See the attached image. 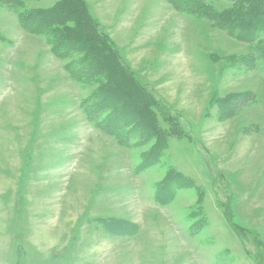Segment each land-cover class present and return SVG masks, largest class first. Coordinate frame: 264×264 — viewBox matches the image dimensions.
I'll use <instances>...</instances> for the list:
<instances>
[{"label":"rangeland","instance_id":"rangeland-1","mask_svg":"<svg viewBox=\"0 0 264 264\" xmlns=\"http://www.w3.org/2000/svg\"><path fill=\"white\" fill-rule=\"evenodd\" d=\"M58 9L52 28L76 42L79 23L99 58L112 52L105 65L118 58L117 86L131 87L146 126L104 132L120 106L107 78L104 90L84 80L98 69L78 66L79 50L58 54L46 27L23 25ZM253 56L166 0H0V264H264V71Z\"/></svg>","mask_w":264,"mask_h":264},{"label":"trees","instance_id":"trees-1","mask_svg":"<svg viewBox=\"0 0 264 264\" xmlns=\"http://www.w3.org/2000/svg\"><path fill=\"white\" fill-rule=\"evenodd\" d=\"M175 10L188 13L192 15H206L218 28L223 30L225 33H227L230 37L233 39H236L240 42L246 43L250 45L254 51V56L251 59L252 66L256 68H261L264 71V0H224L229 4V7L223 11L217 12L215 10H212L207 6L208 0H166ZM5 2V1H4ZM38 13L33 14V18H37L34 22V25L32 24L27 25L23 24L24 27L29 29L33 34L35 33H44L43 27H46V30L48 31V36L52 37L50 40L53 43V48L55 52L58 51L61 52V48L67 46V49H72L71 47H74L76 50H79V53L83 54L82 60L78 61V66L80 64L91 66V64L96 68L97 72L93 74L90 72V74L85 75V79H91L95 78L97 83L101 84L100 90H104V88H108L104 84L105 77L107 78L108 86L110 87L109 92L115 95H119L120 97L116 96L117 103L120 105L119 108L117 107V114L114 115V118H111V121L107 124H105L104 127L101 126V129L104 130V132L108 133L109 135L114 136L119 140L120 136L117 133L118 132V126H123L125 124H128L131 122H137L138 126H146V118H140L138 115L133 113L132 111L135 110L130 103L128 102L129 98V91L131 87L122 89L121 87L117 86V81L115 80L116 75L115 73L118 72L120 68V62L117 58L118 64H110L105 65L106 57H108L109 61L112 58H115L112 55V52H108L106 49H104V52L106 54H103L102 58L97 55V43H89L86 33H83L82 28L80 27V24L77 23V27L75 29L77 36L76 42L75 38H70V36H62L60 34V31L57 30V28H52V25H58V22L60 21L62 16V9L54 10L52 13ZM33 18H31L30 22H32ZM40 24H39V22ZM46 21H48L47 25L50 22V25H46ZM64 27V26H63ZM79 29V30H78ZM43 31V32H41ZM46 32V31H45ZM68 34V31H67ZM97 36H94L92 39H96ZM85 39V40H84ZM62 47H61V46ZM102 48L105 46L102 43ZM106 48L112 50V47H108L106 45ZM113 51V50H112ZM114 52V51H113ZM84 53L86 55H84ZM116 53V52H114ZM100 54V53H99ZM92 55V56H90ZM88 56H90L88 58ZM89 59L91 62H89ZM102 63V64H101ZM114 65L112 68L111 66ZM88 80V81H89ZM99 95H103L101 92H97ZM104 99H109V96H104ZM121 99H125L126 102L121 101ZM93 101V100H92ZM107 101L106 103H111V101ZM250 101V98L248 96H240L239 98L234 100V104H248ZM84 103V102H83ZM125 103V104H124ZM84 106V104H83ZM141 107L144 108L143 105ZM84 110H86L87 115L89 114V104L83 107ZM120 109V110H119ZM92 109H90L91 111ZM126 111L128 115L121 118L122 112ZM139 112L141 110L137 109ZM94 111V110H92ZM91 111V112H92ZM141 127H139L141 129ZM146 130V128H144ZM108 130V131H107ZM137 135H135L136 137Z\"/></svg>","mask_w":264,"mask_h":264}]
</instances>
